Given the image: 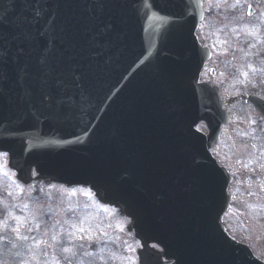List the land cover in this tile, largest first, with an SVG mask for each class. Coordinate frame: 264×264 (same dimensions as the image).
Here are the masks:
<instances>
[{
	"label": "water",
	"instance_id": "obj_1",
	"mask_svg": "<svg viewBox=\"0 0 264 264\" xmlns=\"http://www.w3.org/2000/svg\"><path fill=\"white\" fill-rule=\"evenodd\" d=\"M203 1L0 0L10 22L0 47L34 61L35 42L55 29L51 81L62 82L46 104L39 75L31 100L5 81L0 151L27 186L90 189L118 209L142 244L140 264H262L222 225L231 178L211 152L230 117L219 92L198 84L210 59L195 37ZM41 10L49 23L33 22ZM246 102L264 114V101Z\"/></svg>",
	"mask_w": 264,
	"mask_h": 264
},
{
	"label": "rangeland",
	"instance_id": "obj_2",
	"mask_svg": "<svg viewBox=\"0 0 264 264\" xmlns=\"http://www.w3.org/2000/svg\"><path fill=\"white\" fill-rule=\"evenodd\" d=\"M250 6L264 13V0H205L207 17L199 37L213 50L218 39L222 45L228 43V51H222L224 58L217 57L212 67L217 73L213 81L227 97L252 91L264 95V65L261 68L247 56L245 43L240 45L241 37L236 36L239 33L234 35L236 17L247 13ZM245 32L251 43L255 29ZM229 111L234 125L213 149V156L235 175L230 193L236 203L224 219L225 229L233 238L245 240L264 263V223L263 240L257 243L260 250L248 244L250 238L243 236L250 232L239 227L241 222L256 231L254 216L240 210V204L247 209L253 204L264 206V124L243 104L233 102ZM198 131L207 134L204 124ZM259 211L264 208L254 212ZM129 222L103 207L88 191L19 186L8 169V157L0 154V264H138L137 242L127 232Z\"/></svg>",
	"mask_w": 264,
	"mask_h": 264
},
{
	"label": "snow or ice",
	"instance_id": "obj_3",
	"mask_svg": "<svg viewBox=\"0 0 264 264\" xmlns=\"http://www.w3.org/2000/svg\"><path fill=\"white\" fill-rule=\"evenodd\" d=\"M101 8L103 5L101 4ZM38 20L44 21V23H49V18L46 13L41 11L34 12L33 22ZM10 22L6 19V15H0V36L3 35V29L8 27ZM108 30L107 27L102 29V31ZM42 39L35 42V60L25 59L21 61L20 55L23 54V50L18 53H11L0 47V100H2L4 95V84L5 81L10 77H15L19 82H21L25 88V96L30 100L33 98L35 92L32 87V81L34 77L39 75L41 78L40 92L43 97L44 103H51V95L49 94V88L59 89L60 83L51 81L52 75V61L57 54L56 49V39L57 31H43L41 33ZM26 40L32 42V37L27 35ZM77 81L81 80V77H75ZM82 86V85H78Z\"/></svg>",
	"mask_w": 264,
	"mask_h": 264
},
{
	"label": "flooded vegetation",
	"instance_id": "obj_4",
	"mask_svg": "<svg viewBox=\"0 0 264 264\" xmlns=\"http://www.w3.org/2000/svg\"><path fill=\"white\" fill-rule=\"evenodd\" d=\"M242 17H244V16H242ZM245 18V17H244ZM234 176V183H233V186L232 187H234V185L236 184V182H235V175H233ZM231 187V188H232Z\"/></svg>",
	"mask_w": 264,
	"mask_h": 264
}]
</instances>
